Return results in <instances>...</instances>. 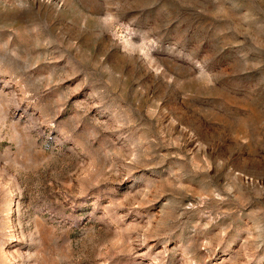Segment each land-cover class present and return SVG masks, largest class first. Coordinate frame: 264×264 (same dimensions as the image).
<instances>
[{"label":"rangeland","instance_id":"rangeland-1","mask_svg":"<svg viewBox=\"0 0 264 264\" xmlns=\"http://www.w3.org/2000/svg\"><path fill=\"white\" fill-rule=\"evenodd\" d=\"M0 264H264V0H0Z\"/></svg>","mask_w":264,"mask_h":264}]
</instances>
